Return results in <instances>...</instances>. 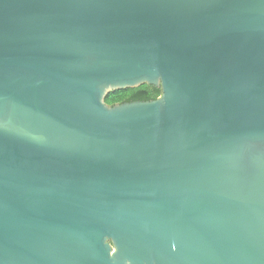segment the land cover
<instances>
[{
    "label": "water",
    "instance_id": "1",
    "mask_svg": "<svg viewBox=\"0 0 264 264\" xmlns=\"http://www.w3.org/2000/svg\"><path fill=\"white\" fill-rule=\"evenodd\" d=\"M0 264H264V0H0Z\"/></svg>",
    "mask_w": 264,
    "mask_h": 264
},
{
    "label": "trees",
    "instance_id": "2",
    "mask_svg": "<svg viewBox=\"0 0 264 264\" xmlns=\"http://www.w3.org/2000/svg\"><path fill=\"white\" fill-rule=\"evenodd\" d=\"M161 93L162 89L160 87L145 83L137 87L111 91L105 100L109 105L138 100L148 101L158 98Z\"/></svg>",
    "mask_w": 264,
    "mask_h": 264
}]
</instances>
